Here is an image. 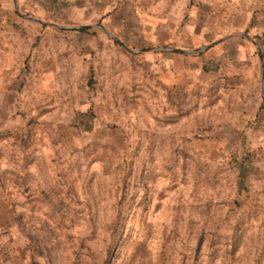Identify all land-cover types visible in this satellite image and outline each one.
I'll list each match as a JSON object with an SVG mask.
<instances>
[{"label": "rangeland", "instance_id": "374dc122", "mask_svg": "<svg viewBox=\"0 0 264 264\" xmlns=\"http://www.w3.org/2000/svg\"><path fill=\"white\" fill-rule=\"evenodd\" d=\"M0 264H264V0H0Z\"/></svg>", "mask_w": 264, "mask_h": 264}, {"label": "trees", "instance_id": "16d2710c", "mask_svg": "<svg viewBox=\"0 0 264 264\" xmlns=\"http://www.w3.org/2000/svg\"><path fill=\"white\" fill-rule=\"evenodd\" d=\"M237 173V189L242 192L246 188V180L249 176V168L245 160L238 163Z\"/></svg>", "mask_w": 264, "mask_h": 264}, {"label": "water", "instance_id": "95a60500", "mask_svg": "<svg viewBox=\"0 0 264 264\" xmlns=\"http://www.w3.org/2000/svg\"><path fill=\"white\" fill-rule=\"evenodd\" d=\"M113 40L118 44L120 45L123 49L127 50V48L120 42L118 41L116 38H113ZM199 51V50H198ZM172 52L174 53H186V52H183V51H180V50H172Z\"/></svg>", "mask_w": 264, "mask_h": 264}]
</instances>
